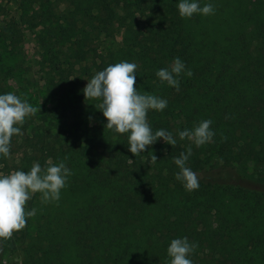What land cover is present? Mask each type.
I'll list each match as a JSON object with an SVG mask.
<instances>
[{"label": "trees", "instance_id": "trees-1", "mask_svg": "<svg viewBox=\"0 0 264 264\" xmlns=\"http://www.w3.org/2000/svg\"><path fill=\"white\" fill-rule=\"evenodd\" d=\"M179 2L20 0L22 8L42 9L32 19L61 23L57 45L79 35L74 40L92 64L77 75L76 63L56 56L42 68L31 101L24 86L14 89L8 81L19 80L22 74L13 72L20 65L6 67L0 57V95L41 106L16 125L22 135L11 138L0 168L16 159L29 172L51 160L72 173L58 201L44 203L37 193L34 234L21 245L20 264H170L171 241L185 237L197 245L188 257L193 264H264V174L247 180L241 172L246 162L264 170V1L196 0L201 8L212 4L214 12L191 18L180 16ZM58 3L67 11L51 12ZM117 35L119 47L99 49ZM175 58L185 65L179 91L156 76ZM125 61L137 65L140 94L167 100L163 111L149 110L147 120L153 133L170 132L175 146L159 139L133 156L129 134L105 128L101 101L85 100L83 89L95 74ZM204 120L212 121L211 142L197 147L179 139V132ZM189 147L186 166L199 180L194 191L176 180L173 162ZM212 152L222 164L204 168ZM6 244L0 240L3 251Z\"/></svg>", "mask_w": 264, "mask_h": 264}, {"label": "clouds", "instance_id": "clouds-1", "mask_svg": "<svg viewBox=\"0 0 264 264\" xmlns=\"http://www.w3.org/2000/svg\"><path fill=\"white\" fill-rule=\"evenodd\" d=\"M178 11L182 18H191L195 13L213 14L214 8L212 4L201 8L196 0H180ZM136 69V64L126 61L109 65L95 74L83 89L85 100L101 101L99 111L107 120L105 128L119 134H129L128 150L133 156L145 153L159 139L171 146L177 143L166 130L160 129L153 133L147 114L149 110L163 111L168 102L157 96L138 92L134 87ZM182 73H185V65L180 58H175L169 68L158 70L156 76L161 83L166 82L179 91L178 78ZM186 75L191 77L193 73L188 70ZM38 111L41 112V106L33 107L13 93L0 95V155H10L11 138L22 135L20 127L16 125H23L26 117L33 116ZM211 124V120L201 121L194 129L179 132V139L187 138L197 147L209 143L215 135L210 128ZM191 155L192 149L189 147L186 153L181 152L178 157L173 158L179 169L175 178L183 183L187 191L199 188L197 174L186 166ZM151 162H157L156 155L151 156ZM48 165L46 169H42L39 163H34L29 172L13 171L8 175L0 173V240L11 239L14 232L26 227V216H35V209L25 212V205L31 194L41 193L44 203L59 200L60 191L72 173L64 162L54 165L49 160ZM196 247L186 237L173 239L167 249L170 264H193L188 257Z\"/></svg>", "mask_w": 264, "mask_h": 264}, {"label": "rangeland", "instance_id": "rangeland-1", "mask_svg": "<svg viewBox=\"0 0 264 264\" xmlns=\"http://www.w3.org/2000/svg\"><path fill=\"white\" fill-rule=\"evenodd\" d=\"M249 3L263 2L264 0H247ZM42 9L37 7H24L20 5V0H0V57L3 59L6 67L12 68L16 62L20 65L17 72L14 70L15 75L22 74L17 79H8L12 88H17L20 85L28 91V98L31 101L35 97L41 83L42 68L50 63L52 65L56 56L60 60H72L77 64L78 72L80 75L84 67H92L89 53L79 46L74 39L79 38V35L71 38L68 43L64 45L56 44V37L61 30V23L42 21L41 19H32L33 13H41ZM67 11L64 3L52 5L51 12ZM34 15V14H33ZM16 36L14 43L17 46L15 57H10L12 51L11 39L12 35ZM120 36L115 39H106L98 47L99 49L107 50L120 46ZM5 67V66H4ZM3 67V68H4ZM33 97V98H32ZM221 165L217 161L214 152L208 155L204 162V168H210L214 165ZM13 171H23L17 165L16 159L11 160L6 166L0 168V173L5 175ZM258 171V176H253V172ZM241 172L251 179L259 178L260 174H264L259 166L250 162L242 165ZM253 176V177H252ZM231 181V179H228ZM183 184V183H182ZM37 193L31 194L30 199L26 202L25 212L33 210V203ZM26 227L19 232H14L11 239L7 241V249L4 251L0 248V264H20L22 253L21 245L27 241V238L34 234V226L30 217L26 216Z\"/></svg>", "mask_w": 264, "mask_h": 264}]
</instances>
